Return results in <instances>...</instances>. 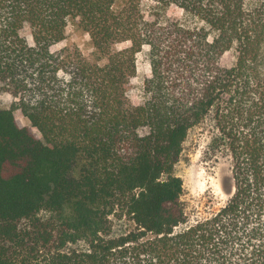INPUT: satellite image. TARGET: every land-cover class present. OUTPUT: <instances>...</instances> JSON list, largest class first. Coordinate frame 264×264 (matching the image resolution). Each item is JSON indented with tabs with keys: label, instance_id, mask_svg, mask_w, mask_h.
Wrapping results in <instances>:
<instances>
[{
	"label": "trees",
	"instance_id": "1",
	"mask_svg": "<svg viewBox=\"0 0 264 264\" xmlns=\"http://www.w3.org/2000/svg\"><path fill=\"white\" fill-rule=\"evenodd\" d=\"M72 22L93 59L55 50ZM0 91V264H264V0H0ZM204 122L235 190L189 224L175 166Z\"/></svg>",
	"mask_w": 264,
	"mask_h": 264
},
{
	"label": "rangeland",
	"instance_id": "2",
	"mask_svg": "<svg viewBox=\"0 0 264 264\" xmlns=\"http://www.w3.org/2000/svg\"><path fill=\"white\" fill-rule=\"evenodd\" d=\"M165 15L166 18L178 19L186 25L195 26V22L176 6L168 9ZM22 35L32 42L29 28H25ZM62 48L78 49L87 59L94 58L95 49L90 35L74 22L67 28L66 39L57 45L55 50ZM137 61L138 75L129 95L131 104L135 106L145 102L144 82L151 76L150 66L144 53L138 55ZM15 101L16 99L11 94L0 91V109L11 108ZM15 115L23 125L31 126L21 111L17 110ZM213 138L214 131L208 122L194 127L189 132L180 160L175 166V175L184 181L182 200L186 207L189 224L209 217L221 209L227 204L235 190L231 156L224 147L214 148Z\"/></svg>",
	"mask_w": 264,
	"mask_h": 264
}]
</instances>
